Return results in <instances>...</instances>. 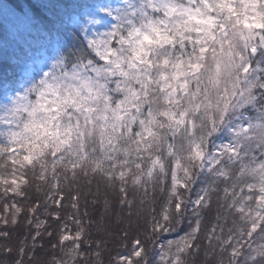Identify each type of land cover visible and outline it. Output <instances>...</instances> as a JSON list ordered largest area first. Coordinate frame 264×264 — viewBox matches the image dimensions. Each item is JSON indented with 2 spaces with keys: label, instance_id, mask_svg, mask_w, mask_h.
I'll return each instance as SVG.
<instances>
[{
  "label": "snow or ice",
  "instance_id": "6c2138e0",
  "mask_svg": "<svg viewBox=\"0 0 264 264\" xmlns=\"http://www.w3.org/2000/svg\"><path fill=\"white\" fill-rule=\"evenodd\" d=\"M0 20L6 197L25 195L29 173L57 190L61 180L98 176L131 216L130 189L143 193V209L149 188L154 195L163 184L155 236L182 223L181 189L207 174L208 186L192 202L195 225L168 241L161 264H185V255L198 251L199 217L220 184L223 219L226 225L231 216L232 225L226 235L224 225L213 226L209 245L215 239L228 264H264V244L249 242L264 236V0L0 2ZM10 210L5 226L25 211L15 201L5 203ZM83 237L80 227L62 232L58 243H70L67 254L75 257ZM132 244L116 264H141L144 244Z\"/></svg>",
  "mask_w": 264,
  "mask_h": 264
},
{
  "label": "trees",
  "instance_id": "16d2710c",
  "mask_svg": "<svg viewBox=\"0 0 264 264\" xmlns=\"http://www.w3.org/2000/svg\"><path fill=\"white\" fill-rule=\"evenodd\" d=\"M17 8L31 4L32 0H0ZM34 11L39 12L38 9ZM3 20H0V33H2ZM3 170L0 169V172ZM29 179L31 186L25 188L23 197L5 196L0 190V232H7L5 238L0 236V264H116L120 255H128L133 247L132 241L139 238L146 249L142 254L141 264H161V254L168 249V241L178 240L190 230V224L195 225L197 217L194 215L195 205L192 203L201 193L202 188L208 186L211 177L207 174L201 176L191 185L189 190L181 189L185 202L183 220L176 225V230L158 232L153 236L151 232L152 217L159 219V213L166 202L167 191H160L165 185L157 187L155 194L149 188L147 202L141 209L140 199L142 192L129 191V200L135 199L132 215L129 216L127 206H121L118 191L108 187L100 177L87 179L78 177L74 182L61 180L60 189H53L50 185L33 180L31 173ZM36 184H41L40 190ZM170 184V179H169ZM223 184L219 185V193L212 194L210 208L204 209L200 214V232L192 251L185 255V264H228L227 252L221 253L215 239L209 245V234L213 226L220 224L227 228L232 225V217H228L227 224L223 219ZM51 197V198H50ZM62 197V199H61ZM59 199L57 205L55 200ZM15 201L25 211L18 217L17 224L8 226L3 224L2 217L11 218L10 210L4 212L5 203L11 205ZM73 203L77 204L73 208ZM38 208L36 212L28 211L32 207ZM155 209L153 212L152 210ZM59 213V219L55 213ZM221 219L218 221L217 216ZM79 220L78 225L76 221ZM44 222V223H41ZM37 224H41L38 228ZM80 227L84 229V237L81 244V255L71 257L68 253L70 243L65 242L61 246L58 243L62 232L75 233ZM127 232V237L124 233ZM39 233V235H37ZM51 234V235H49ZM219 234V228H217ZM250 243L253 246L264 244V236L259 232L254 234ZM99 243V247L97 244ZM24 248L21 256L19 249ZM174 247V246H173ZM11 249L9 252L7 249ZM247 247H245V251ZM99 253V256L96 255ZM136 259V258H133Z\"/></svg>",
  "mask_w": 264,
  "mask_h": 264
}]
</instances>
